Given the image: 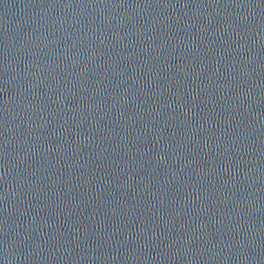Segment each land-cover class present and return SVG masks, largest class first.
Masks as SVG:
<instances>
[{"label":"water","instance_id":"1","mask_svg":"<svg viewBox=\"0 0 264 264\" xmlns=\"http://www.w3.org/2000/svg\"><path fill=\"white\" fill-rule=\"evenodd\" d=\"M0 264H264V0H0Z\"/></svg>","mask_w":264,"mask_h":264}]
</instances>
